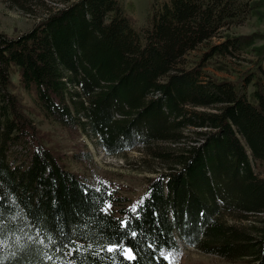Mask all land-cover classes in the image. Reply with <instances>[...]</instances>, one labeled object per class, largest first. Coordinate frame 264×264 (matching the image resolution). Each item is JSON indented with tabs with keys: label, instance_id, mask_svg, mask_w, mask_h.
<instances>
[{
	"label": "trees",
	"instance_id": "obj_1",
	"mask_svg": "<svg viewBox=\"0 0 264 264\" xmlns=\"http://www.w3.org/2000/svg\"><path fill=\"white\" fill-rule=\"evenodd\" d=\"M4 1L40 15L22 33L0 32V264H168L153 241L264 264V177L253 166L264 164V32H231L264 0L156 2L144 29L121 0ZM11 68L52 121L108 155L140 147L158 169L143 192L131 201L69 170L13 91ZM145 193L137 219L129 209ZM125 239L134 259H82L89 245Z\"/></svg>",
	"mask_w": 264,
	"mask_h": 264
},
{
	"label": "rangeland",
	"instance_id": "obj_2",
	"mask_svg": "<svg viewBox=\"0 0 264 264\" xmlns=\"http://www.w3.org/2000/svg\"><path fill=\"white\" fill-rule=\"evenodd\" d=\"M162 1L165 0H121V3L125 12L135 16L138 26L144 29L149 24L151 5ZM47 3L49 6L57 4L51 0H48ZM36 13L27 15L10 6L4 0H0V32L15 35L28 30L36 16L40 15ZM231 32L235 35L264 32V7L258 14L246 15V19L240 25L233 27ZM241 64H246V62ZM9 77L15 86L13 91L26 107L25 112L32 118L35 126L40 129L44 144L57 154H61L62 162L69 170L82 175L92 184L98 181H110L115 186H121L122 197L131 201L143 192L147 186V177L153 176L151 170L157 171L158 169L153 161H141L140 147L130 150L122 156L108 155L89 133L79 128L63 127L46 117L37 108L33 96L21 88L19 76L14 68L10 69ZM81 152H86L84 154H88L89 158L76 157ZM253 166L255 172L264 177V164L256 161L253 162ZM170 253L172 254V264H250L248 259L226 260L216 255L202 253L183 243L180 245V251ZM168 264H170L169 260Z\"/></svg>",
	"mask_w": 264,
	"mask_h": 264
},
{
	"label": "snow or ice",
	"instance_id": "obj_3",
	"mask_svg": "<svg viewBox=\"0 0 264 264\" xmlns=\"http://www.w3.org/2000/svg\"><path fill=\"white\" fill-rule=\"evenodd\" d=\"M83 192H84V195H87L88 189L85 188L83 190ZM147 195H148V193H145V196L140 198V201H141L140 204H133V205L130 206L129 211L134 213L137 219L142 217V213L140 211H138V208L143 206V201H144V199L146 198ZM103 203L105 204V207L103 209H101V211L104 212V213H107V210H108V207H109L108 201H103ZM153 215L155 216L156 213L154 212ZM38 216H39V212H38V214L36 216L33 217V219H37ZM119 226L121 228L127 230L129 228L128 219L125 218L123 220H120L119 221ZM42 231H43V226H42ZM48 231L50 233H52L51 239H52L53 245L59 244L60 248H63L64 244L60 240L56 239L55 230L53 228L49 227ZM124 234L125 233H121V235H124ZM127 235L132 240H135L136 237L139 234H138V232L135 229H132V231L130 233H127ZM47 239H48L47 237H42L41 240H40V244H44ZM148 246L150 248H153V249H159L161 255H163L166 259H168L170 264H172V254L170 252H166L165 249L159 248V244H157L155 241H153ZM57 250H59V249H57ZM67 250L70 251V252L71 251H81L83 253V250L80 249L79 247H77L76 249H67ZM105 250L107 251L108 254H111L114 251H120L123 256L127 257L130 260L135 258V254H134V250H133L132 244H130L128 242V240L125 239L124 241L118 242V243L108 242L105 245L101 246L100 249L98 251H95V252L92 251V245H89L88 246V252L84 253L82 255V259H87L88 256H95V258L97 260H99L100 256L103 255ZM44 259L47 260V261H53L54 257L45 255ZM78 264H80V262H78Z\"/></svg>",
	"mask_w": 264,
	"mask_h": 264
}]
</instances>
